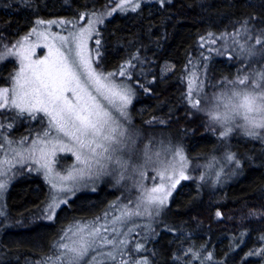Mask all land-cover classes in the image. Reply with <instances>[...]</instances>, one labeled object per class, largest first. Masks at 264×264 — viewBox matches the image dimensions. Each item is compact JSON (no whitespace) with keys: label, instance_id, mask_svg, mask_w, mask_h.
Masks as SVG:
<instances>
[{"label":"trees","instance_id":"trees-1","mask_svg":"<svg viewBox=\"0 0 264 264\" xmlns=\"http://www.w3.org/2000/svg\"><path fill=\"white\" fill-rule=\"evenodd\" d=\"M111 2L0 0V53L29 35L37 20L59 17L77 22ZM260 21H264V0H165L161 5H141L132 14L114 15L98 27L100 55L95 67L111 73L130 66L132 124L171 130L181 139L189 161L199 164L218 153L227 139L223 143L205 130V120L189 105L185 68L203 37L238 35L246 28L257 35ZM6 61L0 62V87L10 82L13 65ZM223 61L211 59L208 70L213 78L228 74ZM164 65L171 70L163 75ZM25 121L36 124L20 118L19 127L8 136H21ZM241 136V144L227 143V151L248 158L239 176L223 185H215L214 180L208 185L190 171L191 178L176 188L163 224L146 244L149 250L141 258L147 264H264V148ZM112 194L116 193L100 188L76 195L48 222L41 215L49 197L46 184L38 175L26 173L14 179L0 203L4 211L0 264H37L50 257L64 228L99 213Z\"/></svg>","mask_w":264,"mask_h":264},{"label":"snow or ice","instance_id":"snow-or-ice-1","mask_svg":"<svg viewBox=\"0 0 264 264\" xmlns=\"http://www.w3.org/2000/svg\"><path fill=\"white\" fill-rule=\"evenodd\" d=\"M128 6L135 11L139 5L132 3L131 0H118L113 11L117 8L124 11ZM79 19L83 20L85 17L81 16ZM96 22L89 18L88 27L81 26L78 31L69 33L68 36L54 37L60 43L58 46L50 47L49 55L43 60H31L29 58L31 53L21 55L14 51L23 45H12L0 55V59L16 55L21 60L20 71L11 78L14 81L13 87L0 89V109H13L16 110L17 116L27 114L32 119H37L38 114H42L47 119V128L42 135L38 136L37 141L33 142L34 145L42 142L44 147H33L29 150L30 156L22 159H31L32 163L39 166L36 170L45 169V178L51 182L54 191L50 193L49 201L46 202L41 213L42 217L48 220H53L61 207L66 205L81 188L89 187L88 183H80L85 175L89 178H99L109 174V162L126 168L127 161L120 160L115 154L135 144V136L138 135L131 130H126L119 117L114 114L119 112L120 117H128L126 109L132 102V90L113 79L117 75L116 72L105 74L93 67L92 56L86 51L85 41L91 38L95 31L93 25ZM37 23L44 22L37 21ZM59 23L66 22L59 21ZM247 23L248 21H245L246 25ZM245 31L249 33V38L255 40L256 45H264V21L259 22L257 35L252 36L250 28H246ZM96 34L99 35V33ZM215 42L216 40L213 39L212 43ZM96 44L99 45L100 41L97 40ZM249 51L251 54L253 50ZM93 52L96 56L100 55L98 48ZM119 75H126L125 66H121ZM188 84L187 99L192 108L200 109L202 100L207 98L206 95L201 96L204 82L200 80L198 84H194L192 80H189ZM227 84L231 87H226L220 94L213 97L214 110L209 112L210 119L223 128L219 133L220 137H227L233 131L232 126L235 123L237 127L244 128L245 135L253 138L260 136L264 139V134L256 131L264 129V71L251 76L240 75L235 80H227ZM69 92L72 94L71 97L65 95ZM8 119H13V117H8ZM239 120L245 123L241 125ZM3 126V122L0 121V127ZM57 151L71 152L77 164L73 165L72 170L66 176H61L58 181H54L50 179L51 157ZM155 156L157 159H153V155L149 154L146 148L144 165L136 171L144 177L143 168L154 167L159 183H154L151 188H147L141 182L140 187L143 190L135 208L129 209L128 205H124L121 215L110 221L112 225L126 224L133 216L149 213L150 208L147 206H154L153 214L158 215L160 207L166 204L172 190L181 180L190 178L186 174L188 160L182 147L173 150L171 161L159 160V152L155 153ZM225 159L228 162L235 160L236 166L239 167L240 162L233 154H227ZM4 175L5 171L0 169V176ZM120 178L123 179V175ZM152 179L155 180V178ZM68 181L71 183H67ZM6 187V182H0V192H3ZM91 190L96 191L95 180L92 181ZM59 193H64V195H59ZM118 206L114 204L110 207ZM0 216H4L2 207H0ZM108 231L107 224L100 225L96 222L73 225L60 237L62 241L67 239L71 242L54 244L53 248L58 249L55 258L49 257L43 264H108V262H115L116 250L121 246L126 247V244L124 239L116 241L114 237L109 238L108 235L103 234ZM131 231L132 229L129 228L128 232ZM112 232L116 235H123L115 227L112 228ZM72 237H78V239H72ZM110 245L112 250L98 251ZM142 247L141 244H137L136 251H141ZM90 253L94 254L90 255ZM120 264H128V261H121ZM132 264H137V262L132 261Z\"/></svg>","mask_w":264,"mask_h":264},{"label":"rangeland","instance_id":"rangeland-1","mask_svg":"<svg viewBox=\"0 0 264 264\" xmlns=\"http://www.w3.org/2000/svg\"><path fill=\"white\" fill-rule=\"evenodd\" d=\"M165 0H163L164 2ZM132 3L138 4L139 6L136 10L141 6L145 5L146 7H150L152 5H161L162 0H131ZM118 0H112V2L101 11L89 12L88 14H84L85 19L77 20V22H72V20H65L59 17H48L46 19L40 20L44 23L38 24L37 21L34 22L29 28V35L25 37H20L14 45H23V47H18L14 51L21 53V55L31 53L30 59L43 60L45 57L49 55V48L58 46L60 41L58 39H54V37L59 36H68L69 33L76 32L79 30L81 26L88 27L89 18L96 20L97 22L93 25L95 31L92 33L91 38L86 39V51L91 54L92 59L94 61L93 67H95L96 55L93 50L97 49L96 41L98 40L99 35L98 27L103 25L106 20H109L114 15H130L135 11L131 10V7L128 6L127 10L121 11L118 8L113 11V8H116ZM50 21L54 23H49ZM59 21H65L66 23H59ZM35 29V31H33ZM245 30V29H244ZM242 32V33H240ZM240 34H229L224 33L216 36H206L201 40V45L198 46L197 51L191 54L189 64L185 68V90L186 97L188 95V82L192 80L194 84H198L200 80H203L204 87L201 89V96L206 95V99L202 100L200 105V109H194L195 113L200 114L201 118H203L204 123L206 125L205 130L209 129L212 134H216V137H220L219 133L223 130V128L214 123L210 117L209 112L214 110L213 97L215 95L220 94L226 87L230 88L231 85L227 84V80H235L238 76L248 74L253 75L255 73L264 71V46L256 45L255 40L249 38V33L246 31H240ZM252 36L256 34L251 33ZM218 37H223L222 39H217ZM215 39L216 42L212 43V40ZM8 48L3 50L0 55L7 51ZM211 49V51H210ZM253 50L250 54L249 50ZM223 53V54H221ZM207 57V59H205ZM231 57V59H230ZM221 59L224 60L222 62V67L225 68L228 65V74L223 75L222 77L213 78V75L210 74L208 67L210 66L211 59ZM7 60V61H6ZM8 62L10 65H13V68L10 70L8 79L10 80L7 88L11 89L13 87V79L16 73L21 69V60L16 55L6 56L3 59H0V62ZM27 63V61H25ZM121 69V68H120ZM119 69V71H120ZM131 70L130 66L125 67L126 75H119V71H117V75L113 78L117 83H122L128 86L131 90L133 89L131 84L129 83L128 73ZM171 68L168 65H164L161 70V74H167L170 72ZM220 72V69H218ZM221 73V72H220ZM107 74V73H105ZM194 74V75H193ZM243 87V86H238ZM5 88V86L0 87V89ZM68 97H71L72 94L66 93ZM134 98V93L132 91V101ZM188 100V99H187ZM189 103V100H188ZM190 105V103H189ZM191 106V105H190ZM130 104L128 105L126 111L128 113V117H120L119 112H115L114 114L119 117L121 122L124 124L126 130H131L138 135L135 136V144L126 147L122 152H117L115 155L120 160H126L128 166L126 168L119 167L118 164L109 162V174L101 176L99 178H89L87 175L80 180V183H88L89 187L87 189L81 188L76 195L82 193H91L95 192L91 190L92 181L95 180L96 191L100 188H105L110 193L115 192V195H111L108 202L104 201L103 205L99 208L101 211L99 213H93L92 217L84 221H74L71 224L67 225L61 233V236L73 225L80 223H88L92 224L96 222L100 225H108L109 231L107 233H103L104 235H108L109 238H115L116 241L120 239L125 240V246H121L120 249L116 250V261L108 262V264H120L121 261H128V264H132V261H136L137 264H143V262H147L146 259H142V254L144 252H148L146 244L148 240L152 239L156 234V229H158L161 224L164 222V214L165 208L169 204L172 199L176 188L187 180H181L180 183L176 186L175 189L172 190V194L168 197L166 204L159 209V214H153L155 209L154 206H147L150 208L149 213H145L142 216H133L126 224L112 225L110 223L114 217L121 215V210L124 205H128L129 209H134L136 203L138 202V198L141 197L142 188L140 187V183L147 188H151L154 183H159V177L156 175L154 167H144L143 171L145 172V176L141 177L136 171L137 168H141L144 165L145 161V149L147 148L149 154L153 155V159H157L155 153L159 152L160 156L159 160H173V150L177 147H182L181 139L178 135H175L171 130H164L160 128H151V127H143L132 124L131 116L129 112ZM223 111V109H221ZM14 116L16 120L8 119V117ZM20 118H28L30 119V123L38 127V130L35 129V126L27 125V121L21 122L24 125V133L21 136L10 137L9 132L15 126L20 125ZM43 120V123L41 121ZM0 121L3 122V127H0V169L5 171L4 176H0V182H6L7 187L3 192H0V203L1 200H4L5 193L9 188L11 182L22 176L24 173L38 175L42 181L46 184L48 188V201L50 198V193L54 190L52 189L51 182L49 179L45 178V169H39L37 164L32 163L31 159H22L23 157L30 156V149L33 147H44L42 142H38L35 145L34 141H37L38 136L43 134V131L47 128V119L43 117L42 114H38L37 119H32L24 114L23 116H17L16 110L13 109H0ZM245 122L243 120H239V124L243 125ZM36 127V128H37ZM233 131L229 133V135L225 138H222L226 141L224 145L220 148L219 152L215 155L206 156V160L199 164H192L187 157L185 150L183 149V153L188 160V168L186 169V174H188L191 178V172H196L201 175L200 180L197 181H206L208 185L215 181V185H223L230 181H234L237 176H239L242 168H244V164L248 163V158L245 156L239 155L236 151L234 155L235 159L239 160V167L236 166L235 160L232 162H228L225 157L227 154L231 153L227 151L228 146L227 143H242L239 137L240 135L244 136V138L250 139L256 142L261 148H264V139L260 136L255 138L247 136L244 134V128L237 127L235 123L233 124ZM258 133L264 134V129H257ZM232 133L236 134L232 136ZM241 136V137H242ZM240 138V139H239ZM243 138V137H242ZM23 141V142H22ZM50 147V146H49ZM15 149V151H13ZM225 150V151H224ZM232 154V153H231ZM39 156V153H37ZM238 156V158L236 157ZM178 160V158H176ZM76 158L72 155L71 152H60L57 151L53 157H51V180L58 181L61 176H66L69 171L72 170L73 165H76ZM113 169H115L113 171ZM191 171V172H190ZM75 175V173H74ZM121 175H123V179H121ZM199 175V176H200ZM198 176V177H199ZM152 178H155L153 180ZM189 178V179H190ZM119 180V183L117 181ZM67 183H71L68 181ZM203 183V182H202ZM206 184V183H205ZM213 184V183H212ZM59 195H64V193H59ZM76 195L72 196L75 197ZM112 197V200H111ZM70 199V200H71ZM118 204V207H110L111 205ZM98 208H96L97 210ZM45 221L51 222L53 220H48L43 218ZM115 227L120 233L123 235H116L112 232V228ZM131 228L132 231L128 232V229ZM60 236V237H61ZM69 236L71 237V233L69 232ZM72 239H78V237H72ZM65 243L71 242L70 240H60L57 243ZM56 244V243H55ZM137 244H141L142 250L137 252L136 246ZM112 250V246H108L107 248L98 250L99 252H107ZM58 252V249L53 248V253H51L50 257L55 258V253ZM121 252L123 254H121ZM94 253H90L93 255ZM49 258V257H48ZM39 261L37 264H43L46 260ZM87 259V258H86Z\"/></svg>","mask_w":264,"mask_h":264},{"label":"bare ground","instance_id":"bare-ground-1","mask_svg":"<svg viewBox=\"0 0 264 264\" xmlns=\"http://www.w3.org/2000/svg\"><path fill=\"white\" fill-rule=\"evenodd\" d=\"M209 115V114H208ZM2 224V223H1Z\"/></svg>","mask_w":264,"mask_h":264}]
</instances>
